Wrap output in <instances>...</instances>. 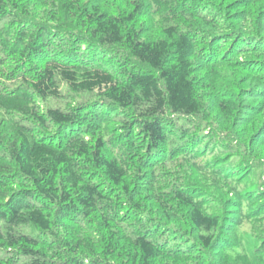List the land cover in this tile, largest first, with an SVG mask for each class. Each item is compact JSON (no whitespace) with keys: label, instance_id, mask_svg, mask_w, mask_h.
<instances>
[{"label":"trees","instance_id":"obj_1","mask_svg":"<svg viewBox=\"0 0 264 264\" xmlns=\"http://www.w3.org/2000/svg\"><path fill=\"white\" fill-rule=\"evenodd\" d=\"M0 264H264V0H0Z\"/></svg>","mask_w":264,"mask_h":264}]
</instances>
